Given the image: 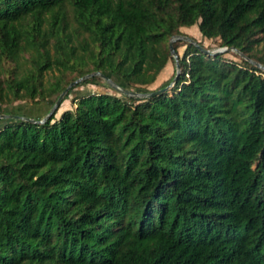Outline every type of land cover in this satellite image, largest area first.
I'll use <instances>...</instances> for the list:
<instances>
[{
    "label": "trees",
    "instance_id": "trees-1",
    "mask_svg": "<svg viewBox=\"0 0 264 264\" xmlns=\"http://www.w3.org/2000/svg\"><path fill=\"white\" fill-rule=\"evenodd\" d=\"M192 23L264 63V0H0V104L154 89ZM173 44L158 92L0 123V264H264V69Z\"/></svg>",
    "mask_w": 264,
    "mask_h": 264
},
{
    "label": "rangeland",
    "instance_id": "rangeland-1",
    "mask_svg": "<svg viewBox=\"0 0 264 264\" xmlns=\"http://www.w3.org/2000/svg\"><path fill=\"white\" fill-rule=\"evenodd\" d=\"M181 30L193 35L195 38L200 39L202 43L209 47V48H215L219 46L218 43L219 38L218 37H206L203 36L198 29L196 23H192L190 25H181ZM184 47V44L178 45V51L179 53L182 52ZM253 50L256 54L261 55L264 57V39H261L259 42L255 43L253 46ZM225 55L241 59L243 57L238 51L235 49H228L224 52ZM254 59H257L253 57ZM258 60V59H257ZM264 69V67H262ZM175 60L174 57L169 58L167 64L164 66L163 70L159 72L156 79L149 83L147 85L148 88H153L157 86H161L163 84L168 83V86L171 85V82H168L172 75L175 73ZM51 71H48L46 74H49ZM110 76L113 79H117L118 81H123L121 77L117 76L114 73H111ZM96 89H103L108 91H117V88H115L111 83H109L104 77L101 76L99 80L92 81L87 79H80L70 85V87L64 92L63 96L61 97L59 103L55 107V109L52 112H55V115H58L62 109L66 107H70L74 105L75 101V95H78L83 92L96 90ZM58 93H53L47 98H44L40 100L39 102H34L32 100L28 99H15L14 101L10 103H2L0 104V112H15V113H22L26 115H31L34 117H42L48 109L53 104L54 100L56 99ZM9 116H0V123L8 119Z\"/></svg>",
    "mask_w": 264,
    "mask_h": 264
},
{
    "label": "water",
    "instance_id": "water-1",
    "mask_svg": "<svg viewBox=\"0 0 264 264\" xmlns=\"http://www.w3.org/2000/svg\"><path fill=\"white\" fill-rule=\"evenodd\" d=\"M176 38H184L187 39L189 41H193L195 44H197L200 49H202L203 51L206 52H211L214 53L216 51H222V50H227V49H235L236 51H238L242 56H244L245 58L249 59L250 61H252L253 63L259 65L260 67H264V63H262L261 61L254 59L253 57L249 56L245 51H243L242 49H240L239 47H237L236 45L233 44H222L219 45L215 48H209L205 45H203L202 43H200L195 37H193L192 35L185 33V32H176L171 34V36L169 37V48H170V52L174 57L175 60V73L173 74L172 79L170 80V82L172 83L179 70H180V64L178 61V53L176 48L174 47L173 41ZM97 73L99 75H101L102 77H104L109 83H111V85H113L115 88H117L120 91L126 92V93H130V94H134V95H139V96H146V95H151L155 92H158L164 88H166L168 86V83L158 86L154 89H137V88H133V87H129L123 83H120L118 81H116L115 79H113L111 76H109L107 73H105L104 71L100 70V69H94L88 72H85L81 75L76 76L75 78H73L72 80H70L57 94L56 99L54 100L53 104L51 105V107L48 109V111L42 116V117H34L31 115H26V114H22V113H15V112H0V116H20L23 118H27V119H32V120H36V121H43L45 118H47L49 116V114L55 109V107L57 106V104L59 103L61 97L63 96L64 92L70 87V85L88 75Z\"/></svg>",
    "mask_w": 264,
    "mask_h": 264
}]
</instances>
